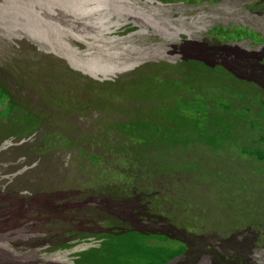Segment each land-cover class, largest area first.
<instances>
[{"label":"trees","instance_id":"obj_1","mask_svg":"<svg viewBox=\"0 0 264 264\" xmlns=\"http://www.w3.org/2000/svg\"><path fill=\"white\" fill-rule=\"evenodd\" d=\"M155 1L198 5L223 0ZM50 33L51 30H45V36ZM42 34L43 30L39 35ZM211 34L224 37L218 40L222 47L245 40L264 45L263 33L243 25H215ZM257 36L262 39L259 41ZM211 37L208 41L217 36ZM199 44L180 62L154 59L103 80L72 68L59 56L63 66L52 63L57 58L55 53L22 42L23 59L15 57L8 71L24 93L15 95L6 77L0 78V150L6 148L10 140L29 139L30 142L15 144L10 153L0 151V163L16 149L26 156L36 157L39 165L28 174L35 190L42 188L50 192L53 188L55 192L71 194L78 201L88 200L90 205L85 214L94 215L97 221L101 218L99 222L103 226L114 228L108 234H100L99 238L105 241L108 236L131 234L132 240L127 243L133 245L137 239L155 237L156 244L151 241V259L155 264H174L189 250V241L175 232L195 231L185 226L190 216L183 203L174 197L173 190H180L176 184L179 171H187L190 166L192 169L197 157L220 159L226 150L219 140L232 139L234 130L242 139L238 131H247L249 140L236 146L253 167L264 171V79L245 78L246 74L241 73L246 72L241 65L243 61L240 68H235L233 61L207 62L205 50L201 48L203 44ZM204 44L215 47L207 40ZM247 51L256 62L257 52ZM199 52L202 59L195 58L199 57ZM258 63L264 68V57ZM40 68L48 69V74L35 71ZM217 70H222L221 77ZM20 114H25L23 123L18 119ZM229 145L231 142L226 147ZM203 146L211 147V151ZM49 162L59 164V175L44 172ZM203 172L211 171L203 167ZM86 188L96 196L93 201L96 206L84 191ZM107 204L116 208L131 207L135 212L145 207L151 213V223L168 226L160 233H143L114 214L115 211H103ZM172 240L179 242V246ZM112 249L107 251L113 252ZM77 256L80 263L93 258L87 250ZM224 258L230 259L229 256ZM100 260L97 257L94 264H99ZM220 262L222 264V257Z\"/></svg>","mask_w":264,"mask_h":264},{"label":"rangeland","instance_id":"obj_2","mask_svg":"<svg viewBox=\"0 0 264 264\" xmlns=\"http://www.w3.org/2000/svg\"><path fill=\"white\" fill-rule=\"evenodd\" d=\"M0 19V78L6 77L15 95L24 92L9 73L8 65L15 57H22V42L55 53L57 58L52 63L63 66L61 59H65L72 68L82 69L97 79L127 73L154 59L180 62L202 42L207 62L233 61L234 67L240 68L243 61L241 65L246 72L241 73L246 74L245 78L264 79V68L258 63L264 57L263 44L245 40L222 47L218 40L224 37L211 34L215 25L232 23L264 34V0H223L198 5L155 0H0ZM41 30L42 36L39 35ZM45 30H51V33L45 36ZM211 35L217 37L208 41ZM257 37L259 41L262 39ZM206 40L215 47L204 44ZM247 50L257 52L256 62L252 55L246 54ZM200 52L201 58H195L202 59ZM82 58L88 64L86 60H80ZM113 59L117 63L114 64ZM35 71L48 74L46 68ZM217 71L221 77L222 70ZM30 94L34 96L33 91ZM24 117L25 114L19 115L21 123ZM238 132L243 139L234 130L232 139L219 140L226 150L220 159L197 157L192 169L190 166L187 171H179L176 184L180 190L172 189L173 195L183 203L190 216L185 226L195 231L175 232L189 241V250L174 264H220L221 257L222 264H264V171L253 167L246 156L240 154L236 145L242 146L249 136L247 131ZM230 142L231 145L226 147ZM15 144L20 143L10 140L0 151L10 153ZM203 147L211 151V147ZM35 159L16 149L0 163V264H23L19 261H24V256L32 263L37 259V253H41L46 261L54 259L69 263L73 252L95 244L79 235L71 237L60 232V236H48L49 231L60 230L63 218L70 220L65 211L76 209L78 205L71 194H59L53 188L45 193L46 197H37L42 192L34 189L35 184L28 176L33 172L31 167L35 163L39 165ZM203 167L211 172L205 174ZM45 171L59 175L61 168L57 162H49ZM89 197L93 202L95 197ZM104 209L132 217L127 209L110 204ZM146 209L143 207L151 220V213ZM89 216L92 214L83 219ZM148 221L137 220L140 223ZM51 223L54 224L49 226ZM85 226L82 223L76 228L83 233H96L100 229L96 225ZM167 226L155 222L142 226L141 230L143 233H160ZM134 227L139 229L140 225L134 223ZM130 235L108 236L107 240L98 241L87 250L93 258L85 264L97 263V257L101 259L99 264H155L151 259V241L155 243L156 238L135 239L136 244L130 245L127 243L132 240ZM74 241L73 248L64 249L63 245ZM172 242L179 246V242ZM208 245L211 248L207 249ZM51 247L56 250L51 251ZM109 249L113 252H108ZM224 256L230 259L225 260Z\"/></svg>","mask_w":264,"mask_h":264},{"label":"bare ground","instance_id":"obj_3","mask_svg":"<svg viewBox=\"0 0 264 264\" xmlns=\"http://www.w3.org/2000/svg\"><path fill=\"white\" fill-rule=\"evenodd\" d=\"M105 79V78H104ZM103 79V80H104ZM32 139V138H31ZM12 141V140H11ZM29 141V139H23V140H21L20 142H17V143H20V145L22 144H26L27 142ZM33 141V139L31 140V142ZM30 142V141H29ZM7 144H9V141H7ZM17 145H19V144H17ZM16 145V146H17ZM15 146V145H14ZM36 158V157H35ZM35 160H37V159H35ZM37 168L38 167V164L37 163H35L31 168ZM72 173V172H71ZM65 180H67V179H65ZM34 189H35V187H34ZM87 189V188H86ZM26 191H30V190H26ZM37 191H41L42 193H39V194H37V197H46L47 195L45 194L46 192L45 191H43V189L41 188V189H38ZM78 191V190H77ZM79 191H82V190H79ZM84 191H85V189H84ZM86 191H89L88 189L86 190ZM107 191H108V189H107ZM104 192V191H103ZM111 192V191H110ZM58 193V192H57ZM116 193V192H115ZM60 194V193H59ZM82 194V193H81ZM80 194V195H81ZM87 194V193H86ZM107 194V193H106ZM55 195V194H54ZM88 196H91V194L89 195V194H87ZM93 195V194H92ZM96 195V194H95ZM117 195V194H116ZM148 195V194H147ZM84 196H86V195H84ZM87 196V197H88ZM99 196V195H98ZM102 196V195H101ZM36 197V198H37ZM96 197V196H95ZM138 197V196H137ZM75 198H77V197H75ZM79 198V197H78ZM83 198V197H82ZM85 198V197H84ZM92 198V197H91ZM100 198V197H99ZM126 198V197H125ZM74 199V198H73ZM86 199V198H85ZM72 200V199H71ZM76 202V204L78 205V207L76 208V209H71V211H65V214L66 215H68V216H70V220H68V219H66V218H63L62 219V223H61V226H60V230H58V231H55V230H53V231H49V233H50V235H48V236H50L51 238H53L54 237V235H61L60 234V232L62 233V234H64V235H67V236H71V237H76V235H79L80 236V238H83L84 240H86V241H94L95 242V244H93L92 246H90V247H88V248H84V249H81V250H79L78 252L76 251V252H73V255H72V260L69 262V263H65V262H63V261H58V260H54V259H52L51 261H46V259H44L43 257H41L40 255H41V253H37L36 254V257H37V259L36 260H34L32 263L30 262V261H27L26 260V256H24V258H23V260L24 261H19V263H21V262H24L23 264H85L86 263V261H84V260H82V261H84L85 263H80L79 261H78V256L77 255H79V253H82V252H84V251H86V250H88V249H90V248H92V247H94L96 244H97V242L98 241H102V240H104V239H101V238H99L98 236H100V234H104V233H107L108 234V232H110V231H114V228H109V227H107V225L106 226H103L102 225V223H100L99 221V219H101V218H98V221L96 220V219H94V215L92 216V217H87V219H83V217L85 216V215H87V214H85V210H87L86 209V207H87V205H90L89 204V202H88V200L87 201H84V202H81V201H78V200H76V199H74ZM121 200V199H120ZM100 201V200H99ZM108 201V200H107ZM69 203V202H68ZM96 202H94V203H92L93 205L95 204ZM117 203V202H116ZM98 204V203H97ZM100 204V203H99ZM125 204V203H124ZM112 205V204H111ZM95 206V205H94ZM98 206V205H97ZM114 206V205H113ZM142 206H143V204H142ZM100 207V206H99ZM119 208H124V209H127V212H130V216H132V217H130V218H133L134 219V221L132 220V219H130V218H128V217H123L124 219H126L127 221H128V223H130L131 224V226H133L134 227V223L135 224H139L140 225V227H139V229L138 228H136V227H134L135 229H137L138 231H141L142 232V226H147V225H150V223H151V220H150V218L146 215V213L144 212V210H140V211H138V212H135V210L133 209V208H131V207H124V206H120ZM143 209V208H142ZM95 210V209H94ZM98 210V209H97ZM91 211H92V209H91ZM102 211V210H101ZM88 212V211H87ZM89 212H90V210H89ZM98 212V211H97ZM94 213V212H93ZM100 213H102V212H100ZM104 213V212H103ZM108 213H111V211H109ZM114 214H117L116 212H113ZM4 214V213H3ZM89 214V213H88ZM98 214V213H97ZM105 214V213H104ZM117 215H119V214H117ZM5 216H7V215H5ZM121 216V215H120ZM110 217V216H109ZM118 217V216H117ZM96 218V217H95ZM3 219V218H2ZM10 219V218H9ZM109 219V218H108ZM116 219V218H115ZM118 219H119V217H118ZM138 219H142V220H146V219H149V221L147 222V223H140V222H137V220ZM19 220V219H18ZM66 220H67V222H66ZM21 221V220H20ZM82 221V222H81ZM109 221V220H108ZM112 221V220H111ZM5 222V221H4ZM105 222V221H104ZM132 222H134L133 224H132ZM82 223H84V225H87V227H90V226H93V225H96L97 227L98 226H100V229H97V231L98 232H96V233H90V232H81V231H79L77 228H76V226H79V225H81ZM107 223V222H106ZM122 223V222H121ZM121 223H119L118 225L120 226V224ZM126 223V222H125ZM54 223H51L49 226H52ZM112 224H110V226H111ZM118 225H116V226H118ZM122 226H124V225H122ZM86 227V226H85ZM86 227V228H87ZM52 229H54V228H51V230ZM116 230V229H115ZM132 230H133V228H132ZM121 232V231H120ZM145 233V232H144ZM33 234V233H32ZM35 235H38V234H35ZM85 235H89V237H85ZM39 236V235H38ZM37 236V237H38ZM105 236V235H104ZM49 237V238H50ZM40 239V238H39ZM33 240V239H32ZM80 239H78L77 241H79ZM75 241L74 242H72V243H69L68 245H69V247H66L65 245H67V244H65V245H63V247H64V249H71V248H73L75 245ZM90 244V243H89ZM33 245V244H32ZM34 246V245H33ZM51 246V245H50ZM20 247V246H19ZM22 247V246H21ZM25 247V246H24ZM35 247V246H34ZM56 247H54V248H52L51 247V251H55L56 249H55ZM9 250V249H8ZM14 250V249H13ZM20 250V249H19ZM10 251V250H9ZM7 252V251H6ZM11 252V251H10ZM15 252V251H14ZM21 253V252H20ZM45 256V255H44ZM81 257V256H80ZM46 258V257H45ZM20 259V258H19ZM31 259H33V258H31ZM80 259H82V258H79V260ZM88 262V261H87ZM13 263V262H12ZM90 263V262H89ZM88 263V264H89ZM93 264V263H92Z\"/></svg>","mask_w":264,"mask_h":264}]
</instances>
